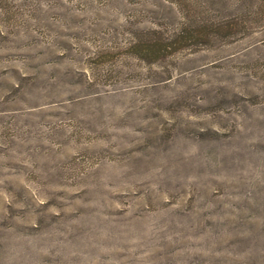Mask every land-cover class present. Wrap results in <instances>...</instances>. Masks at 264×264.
<instances>
[{"label":"rangeland","instance_id":"374dc122","mask_svg":"<svg viewBox=\"0 0 264 264\" xmlns=\"http://www.w3.org/2000/svg\"><path fill=\"white\" fill-rule=\"evenodd\" d=\"M178 4L0 0V264H264V0Z\"/></svg>","mask_w":264,"mask_h":264},{"label":"trees","instance_id":"16d2710c","mask_svg":"<svg viewBox=\"0 0 264 264\" xmlns=\"http://www.w3.org/2000/svg\"><path fill=\"white\" fill-rule=\"evenodd\" d=\"M177 5L178 0H170ZM187 21H183L178 30L171 33H162L161 31H152L147 35L136 37L130 44V48L142 60H162L168 55L173 54L190 42L209 41V33L219 31L218 29H232V23L216 22L208 24L204 18H195L193 15L186 16ZM198 20V21H195ZM200 19V20H199ZM264 29V22L261 26ZM217 35V34H216Z\"/></svg>","mask_w":264,"mask_h":264}]
</instances>
